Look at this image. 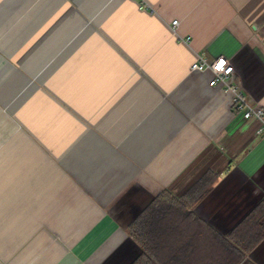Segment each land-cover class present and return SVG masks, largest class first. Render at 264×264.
I'll return each mask as SVG.
<instances>
[{
    "label": "crops",
    "instance_id": "1",
    "mask_svg": "<svg viewBox=\"0 0 264 264\" xmlns=\"http://www.w3.org/2000/svg\"><path fill=\"white\" fill-rule=\"evenodd\" d=\"M200 56L264 107V0H0V264H131L130 224L208 170L194 211L221 235L244 219L264 140Z\"/></svg>",
    "mask_w": 264,
    "mask_h": 264
},
{
    "label": "trees",
    "instance_id": "2",
    "mask_svg": "<svg viewBox=\"0 0 264 264\" xmlns=\"http://www.w3.org/2000/svg\"><path fill=\"white\" fill-rule=\"evenodd\" d=\"M218 179L208 170L181 195L165 189L130 224L141 253L131 264H240L264 239V198L228 234L195 211Z\"/></svg>",
    "mask_w": 264,
    "mask_h": 264
},
{
    "label": "built area",
    "instance_id": "3",
    "mask_svg": "<svg viewBox=\"0 0 264 264\" xmlns=\"http://www.w3.org/2000/svg\"><path fill=\"white\" fill-rule=\"evenodd\" d=\"M141 4L146 5L147 0H138ZM172 25L176 27L178 20H173ZM219 66V67H218ZM193 71L210 70L213 77L210 81L211 86H221L224 92L231 96L234 110L241 113L244 120H257L259 127L256 135L264 140V107L258 104L243 86L231 82V76L235 72L231 61L225 57L216 58L209 61L204 56L191 65Z\"/></svg>",
    "mask_w": 264,
    "mask_h": 264
},
{
    "label": "snow or ice",
    "instance_id": "4",
    "mask_svg": "<svg viewBox=\"0 0 264 264\" xmlns=\"http://www.w3.org/2000/svg\"><path fill=\"white\" fill-rule=\"evenodd\" d=\"M219 67V66H218Z\"/></svg>",
    "mask_w": 264,
    "mask_h": 264
}]
</instances>
